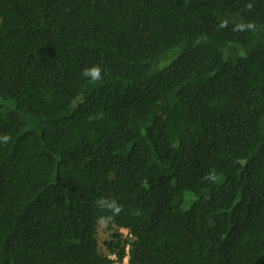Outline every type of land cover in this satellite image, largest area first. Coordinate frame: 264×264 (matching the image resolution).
Returning <instances> with one entry per match:
<instances>
[{"label":"trees","instance_id":"16d2710c","mask_svg":"<svg viewBox=\"0 0 264 264\" xmlns=\"http://www.w3.org/2000/svg\"><path fill=\"white\" fill-rule=\"evenodd\" d=\"M126 258L264 264V0H0V264Z\"/></svg>","mask_w":264,"mask_h":264},{"label":"rangeland","instance_id":"374dc122","mask_svg":"<svg viewBox=\"0 0 264 264\" xmlns=\"http://www.w3.org/2000/svg\"><path fill=\"white\" fill-rule=\"evenodd\" d=\"M116 228L111 227L107 223H102L98 227V238H99V243L101 246V250L104 254H108V249L106 242L110 241L112 239V235L115 232ZM124 236L126 238H131L130 233L127 230H122ZM116 264H129L128 258L123 263H116Z\"/></svg>","mask_w":264,"mask_h":264}]
</instances>
